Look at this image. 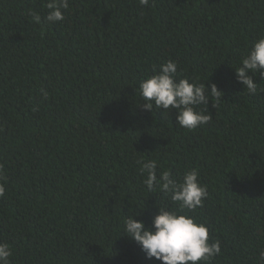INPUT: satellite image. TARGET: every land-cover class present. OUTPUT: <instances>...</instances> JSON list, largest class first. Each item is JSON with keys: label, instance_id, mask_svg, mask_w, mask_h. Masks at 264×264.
I'll use <instances>...</instances> for the list:
<instances>
[{"label": "trees", "instance_id": "trees-1", "mask_svg": "<svg viewBox=\"0 0 264 264\" xmlns=\"http://www.w3.org/2000/svg\"><path fill=\"white\" fill-rule=\"evenodd\" d=\"M0 0V243L10 264H161L123 233L146 228L170 197L147 192L143 164L207 187L191 212L221 255L208 264H264V78L248 93L237 68L264 37V0ZM30 13H39L35 23ZM168 60L177 80L221 93L193 131L176 111L142 107L139 83ZM144 204V208H143Z\"/></svg>", "mask_w": 264, "mask_h": 264}, {"label": "clouds", "instance_id": "clouds-1", "mask_svg": "<svg viewBox=\"0 0 264 264\" xmlns=\"http://www.w3.org/2000/svg\"><path fill=\"white\" fill-rule=\"evenodd\" d=\"M140 4L147 6L149 0H140ZM46 7L48 14L45 20L55 24L63 21V11L68 9L69 0H52ZM30 15L35 23H41L39 13ZM177 70L178 65L168 60L139 83L142 107L146 111H152L154 107L164 111L175 110L177 125L193 131L212 119L209 113L197 109L209 103L210 94L221 92L215 85H211L209 90L206 85L190 82L189 78L177 80ZM255 73L264 78V37L253 42L235 68L237 82L250 94H255L258 88L252 75ZM142 174L144 189L150 193L159 191L170 197L176 209L159 207V214L147 228L136 219L139 213H130L124 216L122 234L140 246L146 259L154 258L161 264H208L220 256L221 242L218 239L210 242L209 228L185 212L201 207L208 197L207 187L200 183L198 170L189 169L184 172L182 180H178L170 171L158 173V161L149 160L143 164ZM0 179H3L2 169ZM5 191L4 184L0 183V197L5 195ZM12 254L7 243H0V264H10ZM260 256L264 260V252Z\"/></svg>", "mask_w": 264, "mask_h": 264}]
</instances>
